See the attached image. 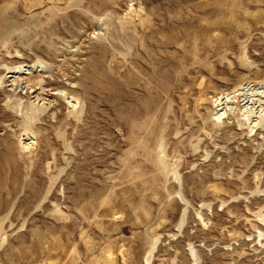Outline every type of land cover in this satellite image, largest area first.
<instances>
[{
  "label": "rangeland",
  "instance_id": "obj_1",
  "mask_svg": "<svg viewBox=\"0 0 264 264\" xmlns=\"http://www.w3.org/2000/svg\"><path fill=\"white\" fill-rule=\"evenodd\" d=\"M0 264H264V0H0Z\"/></svg>",
  "mask_w": 264,
  "mask_h": 264
},
{
  "label": "bare ground",
  "instance_id": "obj_2",
  "mask_svg": "<svg viewBox=\"0 0 264 264\" xmlns=\"http://www.w3.org/2000/svg\"><path fill=\"white\" fill-rule=\"evenodd\" d=\"M18 69H20V68H18ZM19 71V70H18ZM20 71H21V69H20ZM252 94L254 95V94H256V93H253L252 92ZM259 94V93H258ZM235 96V95H234ZM249 96V95H248ZM255 96V95H254ZM236 99H237V97H236ZM246 99H248V102H249V104H250V102L252 103V101H253V97L251 96V97H247ZM235 101V100H234ZM255 101V100H254ZM259 101V100H258ZM254 104V103H253Z\"/></svg>",
  "mask_w": 264,
  "mask_h": 264
}]
</instances>
